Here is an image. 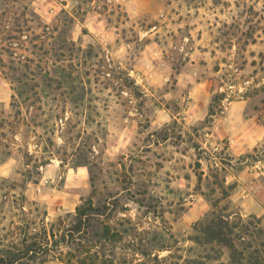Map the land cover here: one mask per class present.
<instances>
[{
    "label": "rangeland",
    "instance_id": "1",
    "mask_svg": "<svg viewBox=\"0 0 264 264\" xmlns=\"http://www.w3.org/2000/svg\"><path fill=\"white\" fill-rule=\"evenodd\" d=\"M0 59V247L48 242L27 264H229L192 240L223 180L264 224V0H0Z\"/></svg>",
    "mask_w": 264,
    "mask_h": 264
},
{
    "label": "trees",
    "instance_id": "2",
    "mask_svg": "<svg viewBox=\"0 0 264 264\" xmlns=\"http://www.w3.org/2000/svg\"><path fill=\"white\" fill-rule=\"evenodd\" d=\"M2 62V59H0ZM134 87H137L133 84ZM264 88V86H262ZM24 91L18 92L23 96ZM225 98L224 92H216L212 96L208 116L216 115L218 103ZM26 99V97L24 98ZM220 196H210V211L194 225L192 240L201 245H217L228 250L229 264H264V224L260 217L251 215L243 218L240 214L228 212L230 202L222 204L229 196L232 184L225 180L219 182ZM91 201L76 207L74 224L68 228L67 236L70 242L76 241V235L85 231L91 225V220L97 214ZM53 234V233H52ZM44 242L25 233L19 245L0 247V264L34 263L43 249L48 247ZM220 257V256H217Z\"/></svg>",
    "mask_w": 264,
    "mask_h": 264
}]
</instances>
